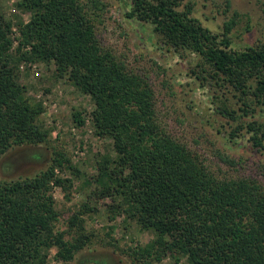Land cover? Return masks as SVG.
I'll use <instances>...</instances> for the list:
<instances>
[{
	"label": "trees",
	"instance_id": "obj_1",
	"mask_svg": "<svg viewBox=\"0 0 264 264\" xmlns=\"http://www.w3.org/2000/svg\"><path fill=\"white\" fill-rule=\"evenodd\" d=\"M129 1V19L152 25L175 50L197 54L218 85L241 94L243 116L224 105L218 111L238 123L232 140L250 135L246 142L262 153L264 40L235 49L236 21L214 32L194 16L187 0ZM18 8L31 17L28 24L16 21L18 38L13 37L15 21L0 11V264H50L54 249L59 264H73L92 242L81 216L97 209L86 204L70 219L69 231L57 229L60 213L53 189L68 192L83 176L64 152L54 150L48 168L33 177H1L2 159L11 150L40 147L52 139L41 122L43 103L30 97L21 79L20 67L35 62L55 64L57 78L91 98L95 133L113 142L114 154L98 156L92 180L95 194L112 201V222L124 217L126 230L135 222L154 236L144 247L127 250L133 262L264 264V184L215 170L165 127L151 83L101 39L97 18L103 0H23ZM257 108L262 121L256 119ZM244 117L251 121H239ZM73 120L86 125L83 111L74 112ZM217 154L223 164L236 166L229 155ZM66 172L70 178L63 177ZM74 228L76 235L68 241Z\"/></svg>",
	"mask_w": 264,
	"mask_h": 264
},
{
	"label": "rangeland",
	"instance_id": "obj_2",
	"mask_svg": "<svg viewBox=\"0 0 264 264\" xmlns=\"http://www.w3.org/2000/svg\"><path fill=\"white\" fill-rule=\"evenodd\" d=\"M22 1L14 0L12 3V0H0L1 13L15 21L14 28L18 34V18L25 24L31 18L30 14L18 8ZM103 2L105 8L97 18L101 39L106 48L113 50L130 69L145 76L151 83L156 94L158 116L165 127L203 155L215 170L220 167L221 173L230 177H256L264 184L261 171L264 151L258 153L251 143L246 142L250 135L241 137L238 134V138L232 140L233 128L238 123L218 111L225 106L235 111L237 116H243L239 100L241 94L225 83L219 82L221 86L218 85L217 80L211 78L212 70L197 54L175 50L154 32L152 25L129 19L126 15L131 9L129 0ZM186 3L192 4L194 16L214 32H223L225 24L235 20L231 33L235 49L255 46L264 40V0H187ZM16 32L14 38L20 36H15ZM17 45L18 42L15 47ZM32 64L38 66L39 74L31 73L29 65L23 64L24 69L20 67L21 79L28 86L30 97L43 103L41 122L52 131V139L40 147L25 146L11 150L2 159L1 177H33L48 168L54 150L64 152L83 176L75 178L68 192L53 189L60 213L58 231H69L70 219L84 212L85 204L97 209L96 212L85 211L81 216L92 242L76 255L73 264H138L127 256V250L144 247L154 236L143 232L135 222H129V229L126 230L124 217L112 222L111 199L95 194L97 185L92 179L97 174L98 156L114 154V151L111 140L98 137L95 133L91 98L80 93L66 79L57 78L55 64ZM76 111L84 112V127L74 122L73 113ZM257 111L256 119L262 121L261 108ZM239 121L249 122L251 119L244 117ZM81 151L84 156L77 155ZM219 152L235 159L236 166L223 164L218 157ZM37 154L41 155V160L35 158ZM63 177L70 178L71 174L66 172ZM86 181L92 184L89 186ZM112 227L114 231H111ZM74 235L75 228L66 239L72 241ZM55 255L54 249L49 256L50 264H59ZM168 263L169 260H166L162 264Z\"/></svg>",
	"mask_w": 264,
	"mask_h": 264
},
{
	"label": "built area",
	"instance_id": "obj_3",
	"mask_svg": "<svg viewBox=\"0 0 264 264\" xmlns=\"http://www.w3.org/2000/svg\"><path fill=\"white\" fill-rule=\"evenodd\" d=\"M12 3H14V0H12ZM28 22H29V21L26 20V24H27ZM13 31L16 32V29L14 28ZM17 35H18V33L16 32V33H15V36H17ZM21 68L24 69V66H22ZM28 69L31 71V73H33V74H35V75H38L39 72H40V70H39V68H38V66H37L36 64H30V65L28 66ZM77 155H79V156H84V152L81 151V153H77ZM54 189H62V188H59V187L57 188V187H55Z\"/></svg>",
	"mask_w": 264,
	"mask_h": 264
}]
</instances>
